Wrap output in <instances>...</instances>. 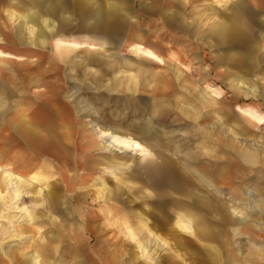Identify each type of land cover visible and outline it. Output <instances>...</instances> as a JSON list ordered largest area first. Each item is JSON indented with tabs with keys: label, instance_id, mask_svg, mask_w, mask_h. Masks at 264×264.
Masks as SVG:
<instances>
[{
	"label": "rangeland",
	"instance_id": "rangeland-1",
	"mask_svg": "<svg viewBox=\"0 0 264 264\" xmlns=\"http://www.w3.org/2000/svg\"><path fill=\"white\" fill-rule=\"evenodd\" d=\"M115 1L119 4L124 0ZM49 3L53 4V12L57 14L63 7L62 10L71 19V27L68 18L62 15L60 24L57 17L54 24L49 20L52 17L46 18V13H52L47 10ZM125 6L127 17L124 11L120 16L109 15L103 24L105 29L99 30L101 24H94L86 26V33L78 31L77 11L87 20L76 9L75 0H0V52L14 56L0 58V96L7 106L5 115L0 114V135L4 131L7 134L15 132L11 121L19 103L16 101L21 97L50 95L45 86L54 82L60 85L61 102L69 103L74 118L86 124L85 133L97 130L93 122L107 123L112 129L129 130L130 125L112 123L109 116L112 117L114 107H119L122 117L127 116L130 122L135 113L132 106L125 105V101L133 99L137 118L142 112L151 121L144 132L135 128V134L140 138L142 136L138 141L143 146L156 142L158 147L155 150L162 151L166 157L183 166L181 159L184 157L199 161V144L205 138L213 155L212 160L220 163L216 165L217 169L227 167L225 178H219L218 182L221 202L227 206L233 195L241 197L238 200H244L246 193L250 192V205L255 203L259 208L243 207V211L237 209V212L248 224L253 223L250 230H254V234L259 232L263 235L254 241L264 243V0H127ZM25 10L33 14L37 24L42 26L47 39L43 49L28 44V39L33 40L32 34L27 38L28 27L24 26L20 34L17 17L10 18V14H25ZM234 12L241 16L238 33L226 38L218 36V22L228 20ZM167 15H171L172 19ZM43 20L49 23V29H44ZM123 21L127 26L123 25ZM117 22L120 28L111 26ZM120 30L126 31L130 39L122 34L109 33ZM132 32L141 37L140 43L154 51L162 63L148 61L131 50L134 43ZM98 38H105L107 44ZM57 39L91 47L84 46L61 56L53 47ZM19 56L22 57L20 61L15 59ZM85 59L89 60L87 66L83 63ZM94 59H100L101 66L92 64ZM137 61L143 63L146 69L133 68ZM88 69L92 72L86 75ZM245 71L247 82H244V87L239 83L236 85L239 88H235L233 83L236 81H228L229 75L244 74ZM129 72L139 75V83L132 91L126 84ZM154 72L168 84L163 94L148 92L150 86H146L147 79ZM36 84L40 86L36 88ZM212 90L218 92L219 97L214 99ZM157 101H162L157 110L146 112ZM103 102L105 110L100 109ZM238 108L251 109L260 114L263 117L261 127L252 128ZM235 125L249 133L245 137L247 140L234 128ZM203 127L206 128L205 135ZM230 129H234L236 137L230 134ZM150 130H154V134L147 137ZM81 131L77 130L76 134L80 136ZM25 144L21 145L23 154H27L21 158V163L29 159L28 162L41 165L32 175H25L27 182L22 186L21 196L16 199L10 196L12 187L6 183L5 172H0V264H28L32 251L44 254L49 264H73L74 259L62 254L75 245L72 237L76 236L80 227L89 228L90 225L97 228L96 237L102 242L95 244L92 241L90 244L98 250L93 255V264H105L104 259L110 264H126L128 259L125 255L135 252V245L128 241L127 244L119 229L107 222V204L95 194L101 182H107L113 190L117 188L112 176L100 167L90 173L92 181L83 187L79 184L80 173L77 170L65 174L53 159H34L29 154V148L34 143ZM105 146L99 151L101 155L115 156L116 160L125 155L131 160L124 171L125 178L131 182L118 190L119 203L125 206L122 210L126 212L132 208L134 211L152 212L153 208L146 205L153 204V199H143L140 192L153 191L143 180L132 179L142 172L143 156L117 150L108 154ZM246 155L251 156L254 162L247 161ZM20 169V166L16 167L17 172ZM40 180L47 184L51 191L49 195L39 185ZM67 180L73 184L68 186ZM25 210L34 217L32 222L26 217ZM87 214L92 218L91 223L83 225V217ZM166 226L168 231L158 234L168 244L180 245L178 254L182 261L176 257V264H203L207 252L219 264L264 263L249 251L248 237L235 235L233 228H225V235L219 233L198 239L178 232L173 222ZM38 234L43 242L38 240ZM151 247V257L155 262L149 263L141 257L134 264H173L174 257L168 255L165 246L158 249L152 243ZM117 250L123 252V256L119 254L115 257ZM105 254L109 256L105 257Z\"/></svg>",
	"mask_w": 264,
	"mask_h": 264
},
{
	"label": "bare ground",
	"instance_id": "bare-ground-1",
	"mask_svg": "<svg viewBox=\"0 0 264 264\" xmlns=\"http://www.w3.org/2000/svg\"><path fill=\"white\" fill-rule=\"evenodd\" d=\"M76 4L78 10L82 12L87 20V26L101 24L98 28L99 30L105 29L103 24L106 22V18L109 17V15L120 16V13L124 11V15L127 17V12L125 14L126 4L124 1H120L118 5H112V3H107L104 0H77ZM104 5H106V8H103ZM11 7L14 8L13 5H11ZM47 10L53 12L54 6L52 3L47 5ZM12 16L17 17L18 19V31L20 34H22L21 32L24 26L28 27L27 38H30V35L32 34L33 40L31 41L30 38L27 43L43 49L47 44L46 35L43 32L42 26L37 24V20L34 18L33 14L25 10V14H10V18H12ZM125 17L123 19H126ZM42 23L44 29L50 28L49 23L46 24V20H43ZM119 24L120 23L117 22V24H111V26L120 28L121 25ZM227 24V22L221 23L222 31H225L226 28L228 29ZM132 35L134 43L131 45V50L134 53L144 57L148 61L162 63V59L154 51L140 43L142 40L140 36L134 33ZM98 40L102 41L103 44H107V41L103 38H98ZM62 41L57 39L53 44L55 52L61 56L64 54L68 55L73 50L82 49L84 46L91 47L84 43V45H80L76 43L69 44L68 42L65 43ZM20 42L22 43V41ZM13 57L14 56L10 54L0 52V58L2 59H10ZM15 59L20 61L22 60V57H15ZM58 59H60V57ZM94 60L95 61L92 60V64L101 66V63L99 62L100 59H97L98 61L96 59ZM83 63L87 66L89 60L85 59ZM136 63V67L132 66L133 68H145L143 63L138 61ZM91 72L92 69H88L86 75ZM138 83V73L129 72L126 81L128 89L132 91ZM239 83L241 87H244L245 83H243L241 78ZM39 86V84L35 85L36 88ZM146 86H150L148 92L155 95L163 94L168 88L166 81L158 76L156 72L149 75ZM45 87L47 88L46 90L50 92V95L45 97H21L19 101H16L19 103L14 111V116L11 121L15 132L14 134L10 133L3 136L0 140V172H5L4 177L6 183L8 186L11 185L12 187L10 194L12 198L16 199L21 196L22 186L27 182L25 175H32L34 171L36 172V169L40 164L28 162L29 159L26 160L25 163H21V158L27 154H23L22 145L26 146V142H32L34 144H32V147L30 146L29 154L34 156V159L37 158L44 160V157L53 159L65 174L77 170V172L80 173L79 184L83 187L87 186L92 181V175L90 173L98 170L100 167H104L105 172L112 176L117 188H114L113 190L111 187L107 186V182H101L98 185L96 192H93H95L96 197L102 198L107 204L105 205L108 210L107 222H109L111 226H115V228L119 229L126 242L128 241L129 244L133 243L135 245V252L132 251V253L125 255L128 259L126 264H134V261L141 257L146 258L149 263H154L155 261L152 260L151 257L152 243L154 246L157 245L158 249L165 246L168 255L172 258L174 257L173 264H176V257L181 258L182 261V257L178 254L179 248H181L180 245L177 247L168 244L166 240L159 236L160 232L165 234L168 231L166 225L170 222L174 223L178 232L197 237L198 239H205L207 238L206 236L216 234L220 235L219 233L224 234L225 228H233L232 230L235 232V235H244L248 237L249 244H247L249 251L255 253L260 261H264V243H257L254 241L259 240L258 238L261 239L263 235L259 232H255V235L253 233L254 230H250L252 229L251 225L254 226L253 223L251 225L248 224L247 220L242 214H240V212L244 210L243 207L250 209H258L259 207L255 205V203L253 206L250 205L251 203L248 200L250 192L246 193L244 200H238L239 197L236 198L237 195H233L231 200H228L227 203L230 204L227 206L221 202V198H219V195L221 194L219 192L218 182L219 178H225L224 174L226 173L225 170L227 167L224 168L223 166H220L219 170L217 169V166L220 163H214L212 160L213 155L211 154L212 152L209 147H207L205 138H203L199 144V161L194 162L189 158L184 157L181 159L183 166H180L179 163L166 157L162 151L155 150L156 146L158 147L156 142H150L147 145L148 147H146L138 141L141 140L142 136L140 138L135 134V128L139 129L140 132H144L145 128L150 127L151 121L146 119L142 112H140L139 117L137 118V109L134 106L135 102L133 99L125 101V105L127 106L129 104L132 106V112L135 113L130 122L127 120V116L122 117L123 114L119 110V107H114L115 109L111 113L112 117L109 116L112 123L123 126L125 124L130 125L129 130L122 131L120 128L112 129L107 123L102 124L101 122H93L96 124L95 126L98 131L94 130L93 132L88 131V133H85L86 124L74 118V111L69 103L66 101L61 102V92L59 91L60 85L54 82L53 85L48 84ZM212 94L214 95V99L216 96L219 97V93L215 90H212ZM103 103L100 108L101 110L106 109V104ZM161 104L162 101H157L154 106L148 108L146 112H154L157 110V106H160ZM6 108V102L4 98L0 96V114L3 115ZM238 111H240L241 115L252 128L258 129L263 124V117L256 111L240 108H238ZM0 126H2L1 122ZM234 128L242 133L241 136L247 140L245 137L249 133L245 129L239 125H235ZM77 130H83L84 132L81 131V135L79 136L76 134ZM153 131L150 130V134L146 136L148 137L151 134H154ZM205 131L206 128L203 127V135H205ZM229 132L234 137L237 136L234 129H230ZM80 140H83L84 142ZM79 142L81 143V146H77ZM103 145H106L104 148L108 154H112L117 150L122 153H139L143 156V166L141 167L142 172L136 174L132 179L143 180L146 183V186H149L153 191V193L150 190L140 192L143 199H153V204L146 205L153 208L152 212L134 211L132 208L126 212L122 210L125 206L124 204L119 203L120 194L118 190H120L121 186L125 187L131 182L124 176V171L128 169L131 160L125 155L118 158V160H116L117 158L115 156L101 155L99 151L102 149ZM76 154L77 158L75 157ZM245 159L250 161V163L254 162L253 158L249 155H246ZM17 166H20L21 168L18 172L16 171ZM66 183L68 186L73 184L71 180H67ZM39 185H41L44 190H47V195L50 194L51 191L49 192L48 186L43 180L39 181ZM87 193H89L88 190ZM99 202L101 203V201ZM58 204L60 203L58 202ZM237 209H240V212H237ZM25 212L26 217L32 222L34 220L32 214H29L27 210H25ZM87 215L88 216L85 215V217H83L84 223H91L92 218L89 214ZM96 235L97 228L90 225L89 228L81 226L76 233V236L74 235L72 237L75 245L69 248L66 254L68 257H75L73 264H88V262H90L89 264H93V261L95 260L93 255H95L98 250L90 244L92 241H94L95 244H102L101 241H98ZM40 236L41 235H39L38 240L43 242L44 239ZM121 244L123 245V241ZM87 251L90 252L89 255H87ZM209 254L210 252L204 254L205 258L202 263L219 264L216 263L211 254ZM117 255L123 256V252L117 250L115 257H117ZM29 256L28 259L30 263L49 264V260L45 255H40L37 251H32ZM115 257H113V259ZM103 263L110 264V261L104 259Z\"/></svg>",
	"mask_w": 264,
	"mask_h": 264
},
{
	"label": "crops",
	"instance_id": "crops-1",
	"mask_svg": "<svg viewBox=\"0 0 264 264\" xmlns=\"http://www.w3.org/2000/svg\"><path fill=\"white\" fill-rule=\"evenodd\" d=\"M75 1H77V0H75ZM105 2H107V3H112V5H118V2L117 1H115V0H104ZM124 1H126V4H127V0H124ZM49 5V4H48ZM63 9V7H61L60 8V12L57 14V13H55L56 11H54V12H52V13H46V16H44V17H46L47 19H49L50 17H52L53 19H49L51 22H53V24H54V20L55 19H59L58 21H59V24H60V22H61V19H60V15H62V17H65V18H68V21H69V27H71V19L69 18V17H67L66 16V14H65V12L62 10ZM76 9H77V7H76ZM237 12H234V14H233V16L231 17V18H228V20H222V21H219L218 22V25H217V34H218V36H220V37H222V38H226V37H229V36H231V35H235V34H237L238 33V27H239V24H240V18H241V16H240V14H236ZM77 14H78V17H79V22H80V28L78 29V31H84V32H86V26H87V21H85L84 20V18H82L80 15H79V13H78V11H77ZM235 15H237V16H235ZM49 16V17H48ZM57 17V18H56ZM128 17H129V19L132 21V18L130 17V15H128ZM167 17L169 18V19H172V16L171 15H167ZM129 19H128V21H129ZM130 21V22H131ZM124 22V24L123 25H125V26H127L126 24V21H123ZM222 22H227L228 24H227V27H228V29L226 28L225 29V31H222L221 30V23ZM132 24V23H131ZM182 24L183 25H185L184 24V22L182 21ZM230 28V29H229ZM70 29V28H69ZM233 29V30H232ZM68 31V30H67ZM226 32V33H225ZM87 33V32H86ZM109 33H118V34H122L123 35V37H126L127 39H130V37L126 34V31H124V30H120V32H114V31H112V32H109ZM92 34V33H91ZM108 34V33H107ZM224 36V37H223ZM105 39V38H104ZM107 46V45H106ZM248 63L250 64L251 63V61H248ZM248 71V70H247ZM247 71H245L244 72V74H237V75H235V74H230L229 76H231V77H228V81H230V82H232L233 80H235L236 82L235 83H233V86L235 87V88H239V87H236V85L237 84H239V80H240V78L242 79V81H243V83L245 82H247L246 81V79H245V76H246V72ZM251 94V93H250ZM251 95H253V93L251 94ZM254 96V95H253ZM1 127V126H0ZM5 135H7V133L4 131L3 133H2V135H0V140H1V138L3 137V136H5ZM85 223H83V225H84ZM67 251L68 250H66L65 251V253L64 254H62L63 256L65 255L66 257H68L67 256ZM40 255H42V254H40ZM106 256H109L108 254H105V257ZM68 258H72V257H68ZM72 259H74L73 260V263H74V261H75V257L74 258H72ZM27 263L28 264H33V263H30V261H29V259L27 260ZM105 264H107V263H105Z\"/></svg>",
	"mask_w": 264,
	"mask_h": 264
}]
</instances>
